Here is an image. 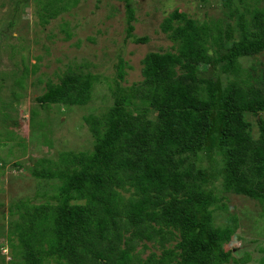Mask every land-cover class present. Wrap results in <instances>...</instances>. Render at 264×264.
<instances>
[{"label": "trees", "instance_id": "1", "mask_svg": "<svg viewBox=\"0 0 264 264\" xmlns=\"http://www.w3.org/2000/svg\"><path fill=\"white\" fill-rule=\"evenodd\" d=\"M131 2L127 37L147 42L134 34ZM224 3L230 10L217 19L200 21L179 9L167 16L162 28L174 49L148 53L139 82L123 85L120 58L112 105L102 116L85 117L93 148L33 168L59 183L46 201L18 205L21 220L11 232L20 249L12 264H229L232 250L223 243L238 217L217 223L215 212L226 204L216 182L258 200L264 214V87L241 62L264 52V7ZM40 8L44 22L57 14ZM99 80L97 73L70 72L50 79L37 99L84 105ZM148 242L161 254L142 258Z\"/></svg>", "mask_w": 264, "mask_h": 264}, {"label": "rangeland", "instance_id": "2", "mask_svg": "<svg viewBox=\"0 0 264 264\" xmlns=\"http://www.w3.org/2000/svg\"><path fill=\"white\" fill-rule=\"evenodd\" d=\"M235 1L249 8L264 7V0ZM41 4L57 11L47 22L42 19L47 17L45 13L40 15ZM131 4L135 8L134 34L148 37L147 42L136 43L127 37L126 0H0V264H12L20 249L12 246L20 243L16 232H11L21 220L18 205L23 200L28 205L46 201L59 183L37 177L33 168L51 166L63 152L93 148L85 117L102 116L112 105V79L117 78L120 58L126 61L123 85L139 82L148 53L174 49V42L162 28L167 16L179 9L204 21L225 17L230 10L224 0H132ZM241 62L253 68L264 87V52L241 58ZM70 72L100 75L90 101L72 106L38 101L50 79L57 82ZM155 116L152 111L151 117ZM249 119L254 121L257 136L256 116ZM198 162L207 164L205 157ZM222 181L219 179L216 186L226 209L215 212L217 223L230 215L238 217L232 239L223 243L225 249L232 250L229 264H264L262 204L225 191ZM175 244L176 240L169 245ZM140 249L143 244L138 245ZM152 251L161 254L157 245H151L141 257Z\"/></svg>", "mask_w": 264, "mask_h": 264}]
</instances>
